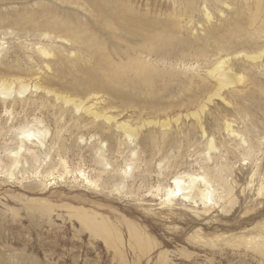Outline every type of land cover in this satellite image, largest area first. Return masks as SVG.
<instances>
[{
  "label": "rangeland",
  "instance_id": "obj_1",
  "mask_svg": "<svg viewBox=\"0 0 264 264\" xmlns=\"http://www.w3.org/2000/svg\"><path fill=\"white\" fill-rule=\"evenodd\" d=\"M130 1L165 21L167 32L157 34L173 61L184 52L187 62L179 78L155 76L135 90L114 83L115 96H89L79 84L96 55L70 52L58 38L48 48L56 55L42 56L47 39L16 19L53 4L90 16L59 0H0V89L8 91L0 92V264H264V0H199L194 13L185 0ZM220 60L234 80L222 89L209 75ZM127 127L137 130L134 142ZM24 131L34 135L14 167ZM210 136L216 150H208ZM207 162L226 169L225 199L164 200L161 188Z\"/></svg>",
  "mask_w": 264,
  "mask_h": 264
},
{
  "label": "bare ground",
  "instance_id": "obj_2",
  "mask_svg": "<svg viewBox=\"0 0 264 264\" xmlns=\"http://www.w3.org/2000/svg\"><path fill=\"white\" fill-rule=\"evenodd\" d=\"M45 1H47V0H43V2H45ZM59 1H61L62 3L74 5V6L77 5L78 7H80V9H83V11H85L90 17L87 16L88 18L86 20H83L84 16H81L80 14H78L79 12H76V15H75L74 14L75 12L72 13V11H71L72 9L69 10L71 13L69 12V13H67V15H64L66 12H68L65 9V7L63 10V7L55 6V4L52 3L53 5L49 4L50 6H47V5H46V7L42 6L43 9L41 10V12L38 15L36 14V16H33V17L31 16V18L28 17L29 15H26L28 18H26L24 20V18L21 19L19 16V18L16 19V21H18L16 23L20 24V27H21V23H23V25H22L23 27L24 26L26 27L27 25H29L30 27L29 26L28 27L31 29L33 28L35 35H37L41 38L45 37V39H47L46 40L47 43L40 42V44L42 46L39 48V52H40V55H42V56L48 57V56H55L56 55V54H52L51 49H52V46L59 43V42L56 43V40L58 38L63 39L64 41H66V43L67 42L71 43L68 46L69 49L61 46L62 48H65L70 52H72L71 50H73L75 52H80L81 54H83L87 58L92 57V55H96L95 60L93 61V59H91V61L88 63V66L85 69V74H84L85 78L83 79L81 84H79L84 93L88 94L89 96H94V95H98L100 93H104V92L108 93L109 92L110 94L115 96L117 94V92L112 87V85L114 83H116L117 85L120 83L121 84L125 83V84L131 86V88L133 90H135V88L138 87V85L140 83L145 85L146 88H150L151 85L153 84V81L155 80L154 78H156V77L158 78L160 76L162 77L163 74H165V75L163 76L162 80H164V77H166L167 75H169L171 77L178 75V78H179L180 72L177 71V66H179L180 62H181V64H186L185 62H187V61L185 60V57H187V56H186V54H184V52H182L180 59H177L178 61H173L174 58L171 56V51L168 48V44L166 42V39L163 36L160 38L159 35L157 34V33H166L168 30L167 25L164 24L165 21L162 23L159 20H157V18L155 19V17L152 15V9L149 8L145 12H143L142 7H138V6L134 5V3H131L130 0H59ZM174 2H175V0H174ZM185 2L189 5L188 9L190 10L191 13H194L195 11L199 10V8H200V4H199L200 1L199 0H185ZM46 4H47V2H46ZM67 9H69V8H67ZM73 10H75V9H73ZM154 11H156V10H154ZM178 11H180V10H178ZM185 12H187V11H185ZM204 14L207 17V19L208 18L210 19V13L208 12L207 9H205ZM32 15H34V14H32ZM81 17H83V18H81ZM20 19L23 22H21ZM25 23H26V25H25ZM23 27H22V29L25 28V27L24 28ZM28 27H27V30H28ZM27 30H25V33H28ZM49 47L51 49H48ZM20 49L21 48H19V50ZM58 49H60V48H58ZM57 51H59V50H57ZM65 52H67V51H65ZM32 53H34V52H32ZM61 53H62V51H61ZM196 53H197V56L206 55V52H204V51H201V52L196 51ZM262 53L264 54V51ZM60 54H59V56H60ZM112 54H114V56L118 55V57L122 58L121 62L115 60V63H113L112 61L114 59L112 58L113 57ZM71 55H74V53H71ZM126 57L129 59H133V60L131 63L128 64V66H123V64H124L123 60ZM259 57H261V56H259ZM259 57H257V58H259ZM56 58H57V56H56ZM153 58L156 59V63H155V61L152 60ZM60 61L63 62L62 59H60ZM224 65H225L224 61L220 60L218 62V64H216L214 66V68L212 70H210V73H209V75L211 74L213 76L220 77L219 89H222L223 87H226V86L230 85L231 83L232 84L234 83V80L231 77L232 75L227 74L228 72L226 73L224 71L226 69V65L225 66ZM160 67H161L160 71L164 70L163 72L159 71ZM125 70H131L128 72L133 73L134 75L132 76V79L135 76L134 78H136V80L128 79L127 78L128 72H126ZM184 73H186V72H182V74H184ZM181 76L182 75H180V77ZM185 77H183V78H185ZM190 78H192V76ZM234 78H235V76H234ZM240 78H238V79H240ZM181 80H182V78H181ZM231 80H233V81H231ZM156 81H154V82H156ZM184 81H187V79ZM142 84L140 86H142ZM9 88L10 87L7 86L6 90H8ZM120 90H122V89H120ZM123 91H126V90L123 89ZM0 92L2 94H7L8 91H5L4 89L3 90L0 89ZM18 92L21 93V91H18ZM118 93L125 95L124 92L118 91ZM126 95H127V93H126ZM215 95H220V94L216 92ZM89 96L87 98H89ZM66 101L68 103H71V102L74 103L75 105L73 107H75L77 110H79V109L85 110L86 109V111L88 113L91 112L95 116V118H100L101 116L103 117V115L97 114L96 111L94 112V110L92 109L91 106H88L86 108L83 107L82 103L84 101H82V100L75 102L71 99H67ZM200 111H202L201 108H200ZM198 113L199 112H197L196 114L194 113V114H195V116H197L198 119H200L199 118L200 114H198ZM201 118H203V117H201ZM106 119L109 120L110 118L108 117ZM111 119H113V118H111ZM83 120L84 119H82V121ZM94 121H96V120H94ZM81 123L83 124V122H81ZM97 123H98V121H97ZM97 123H96V125H97ZM87 124H86V126H88ZM102 124L104 125V123H102ZM89 125L91 126V124H89ZM94 125L95 124H92V127H94ZM100 126H101V124H100ZM92 127H89V128L92 129ZM98 127H99V123H98ZM80 128H81V126H80ZM84 128H85V126H84ZM86 130H87V127H86ZM24 132H28V131H24ZM37 132L39 133V131H37ZM124 134H126L128 139L130 141H133V142H134V139L138 137L137 130L136 131H135V129L131 130L128 127L126 128V132L124 130ZM33 135H34V132H28V134L24 136L25 139L22 138L19 149L17 151L13 152V158L11 159V162H10V164L12 166H14V167L18 166V164L20 162H22L23 159H25V158H23V154H22V152L26 151V149H27L26 144H25V140L30 141L31 140L30 138ZM204 135H206L205 132H204ZM106 136H108V135H106ZM209 139H210V141H209V145H208V150H210V151L216 150L213 138L211 139V136H210ZM101 141H104V140L100 139V142ZM40 143H42V141H40ZM93 149H96V152L99 154H102L105 151L104 147L101 145H98V144ZM27 150L29 151V148ZM210 154L208 153V160L212 159L213 155L211 156ZM31 157H32L31 160L36 161V162L39 161V157H38V154L36 152L32 153ZM26 162H27V160H26ZM130 165L131 164H129L128 166H130ZM225 171H226V169L223 166L219 167V168L218 167H216V168L211 167L210 168V165L207 162L205 165L202 166V171H200L197 175L193 176L194 174L193 175L192 174H186L185 176L189 177L188 180L185 179V176H176L173 179L174 187H171L172 186L171 185V186L163 187L160 189V185H159L157 190L160 189V190L164 191V194L166 196V198L164 200L166 202H169V203H171L174 200V198H176L177 196L179 198L182 196L183 199H187V200L196 199L199 197L201 199V201L200 200L199 201L200 202L203 201L204 204H206L205 203L206 200H214L215 197H213V196L216 193H218L217 196L219 195L220 198L223 200V199H225V196L223 194L226 191L231 190L228 179L226 178ZM123 174H124V177H127V170H124ZM99 176L101 177V175H99ZM111 176H113V175H111ZM139 176H141V175H139ZM104 179H105V177H104ZM139 179H141V178H139ZM107 180L110 181V179H107ZM107 180H105V182ZM144 180H146V179H144ZM147 180H148V178H147ZM96 181L97 180L94 181L93 179H88V182L91 185H97ZM98 181H100V180H98ZM115 186H113V187H115ZM258 190L260 192V189H258ZM261 192H263V190ZM214 201H216V199Z\"/></svg>",
  "mask_w": 264,
  "mask_h": 264
}]
</instances>
